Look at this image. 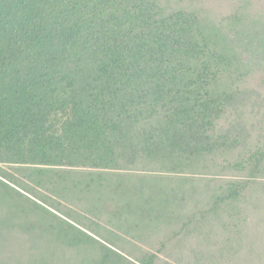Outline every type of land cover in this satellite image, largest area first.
Wrapping results in <instances>:
<instances>
[{
	"label": "trees",
	"instance_id": "obj_1",
	"mask_svg": "<svg viewBox=\"0 0 264 264\" xmlns=\"http://www.w3.org/2000/svg\"><path fill=\"white\" fill-rule=\"evenodd\" d=\"M0 264H264V0H0Z\"/></svg>",
	"mask_w": 264,
	"mask_h": 264
}]
</instances>
